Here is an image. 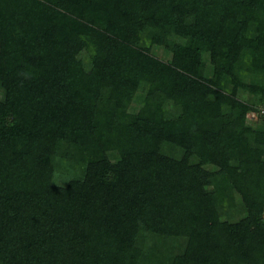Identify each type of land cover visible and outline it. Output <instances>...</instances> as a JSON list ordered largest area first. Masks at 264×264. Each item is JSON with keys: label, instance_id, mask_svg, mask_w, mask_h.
Returning a JSON list of instances; mask_svg holds the SVG:
<instances>
[{"label": "trees", "instance_id": "1", "mask_svg": "<svg viewBox=\"0 0 264 264\" xmlns=\"http://www.w3.org/2000/svg\"><path fill=\"white\" fill-rule=\"evenodd\" d=\"M263 104L264 0H0V264H264Z\"/></svg>", "mask_w": 264, "mask_h": 264}, {"label": "rangeland", "instance_id": "2", "mask_svg": "<svg viewBox=\"0 0 264 264\" xmlns=\"http://www.w3.org/2000/svg\"><path fill=\"white\" fill-rule=\"evenodd\" d=\"M156 53L158 54V57H160V58H162V59H166V58H169V56H167L166 54H164L161 50H159V49H156ZM165 55L167 56V57H165ZM255 120H256V117L254 118L253 117V115H249V119H248V121L249 122H255ZM211 191H209V193H210Z\"/></svg>", "mask_w": 264, "mask_h": 264}, {"label": "built area", "instance_id": "3", "mask_svg": "<svg viewBox=\"0 0 264 264\" xmlns=\"http://www.w3.org/2000/svg\"><path fill=\"white\" fill-rule=\"evenodd\" d=\"M250 115H253L254 118L256 117L255 122L257 121V119H258L259 116H264V104L261 105V106H259V107L257 108V111L251 113Z\"/></svg>", "mask_w": 264, "mask_h": 264}]
</instances>
